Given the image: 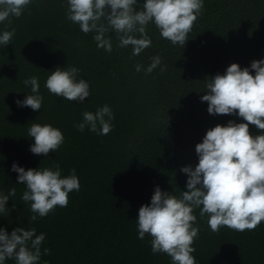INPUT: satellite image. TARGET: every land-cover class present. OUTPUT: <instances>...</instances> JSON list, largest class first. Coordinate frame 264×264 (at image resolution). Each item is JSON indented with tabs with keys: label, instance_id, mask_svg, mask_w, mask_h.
Here are the masks:
<instances>
[{
	"label": "trees",
	"instance_id": "16d2710c",
	"mask_svg": "<svg viewBox=\"0 0 264 264\" xmlns=\"http://www.w3.org/2000/svg\"><path fill=\"white\" fill-rule=\"evenodd\" d=\"M145 2L137 0L136 10ZM66 10L67 0H31L19 18L0 22V34L15 29L10 44L0 45V194L15 188L0 228L8 234L18 227L44 233L39 264H172L167 254H153L150 236L138 239L139 208L150 204L156 186L178 198L187 190L181 168L198 164L195 146L210 128L229 120L246 123L235 115L209 114L201 96L206 82L232 63L255 75L251 62L264 60V0H203L184 47L162 38L150 22L151 46L137 56L132 46H118L115 32L109 33L111 52L97 48L95 33H83ZM154 56L162 63L151 74L135 70L137 64L146 69ZM58 67L78 68L77 80L89 83L90 96L71 102L51 94L45 82ZM33 76L43 97L37 111L16 104L34 95L23 84ZM104 105L114 116L107 135L77 130L83 112ZM32 123L61 130L64 142L56 152L30 151ZM249 130L264 134L254 125ZM14 162L25 170H54L57 162L62 178L75 169L80 189L69 193L67 207L30 221V202L21 199L26 185L17 182ZM192 214L199 227L192 245L196 264H264V222L255 230L213 232L199 208ZM45 248L50 255H43Z\"/></svg>",
	"mask_w": 264,
	"mask_h": 264
},
{
	"label": "clouds",
	"instance_id": "9594fccd",
	"mask_svg": "<svg viewBox=\"0 0 264 264\" xmlns=\"http://www.w3.org/2000/svg\"><path fill=\"white\" fill-rule=\"evenodd\" d=\"M30 3L31 0H0V22L8 20L10 24L9 17L19 18ZM136 5L137 0H67L66 18L78 24L83 33L94 32L97 48L111 52L109 33L115 32L118 46H132V55L137 56L151 46L146 31L150 22L162 38L184 47L202 12L203 0H146L141 10H136ZM14 33L13 28L0 34V45L10 44ZM150 60L146 69L137 64L135 70L151 74L162 63L159 56ZM250 67L255 75L248 67L241 69L232 63L223 75L217 73L206 82L207 94L201 96V102L208 103L209 114L235 115L246 123L229 120L226 126L217 124L210 128L195 146L198 164L195 168H181L188 177L187 190L178 198L156 186L150 204L139 208L138 239L150 236L153 254H167L172 264H196L192 255L195 252L192 245L199 235V227L193 226L195 208L200 209L201 217L208 216L207 223L213 232H219L221 227L239 232L255 230L264 222V134L253 136L249 130V125H254L264 133V60H254ZM160 70L163 72L165 68ZM79 72L76 67L66 70L58 67L46 79L45 87L55 96L83 102L90 96V85L84 79L77 80ZM23 84L30 85L34 95L17 100V106L40 110L43 97L38 94V78L25 79ZM82 117L75 125L78 131L87 127L89 131L107 135L112 130L110 121L114 116L108 105L95 113L85 111ZM28 137L34 138L30 151L35 155L56 152L64 142L61 130L50 124L32 123ZM11 170L18 173L17 182L26 185L21 199L30 202L33 213L30 221L46 217L56 206L67 207L69 193L80 189L75 169L62 178L57 162L54 170H25L15 162ZM9 196H15V188L8 195L0 194V214L8 215L10 209L5 206ZM44 240L45 234L37 235L35 228L18 227L11 234L0 228V264L6 259H14L16 264H39ZM50 254V249L43 250V255Z\"/></svg>",
	"mask_w": 264,
	"mask_h": 264
}]
</instances>
